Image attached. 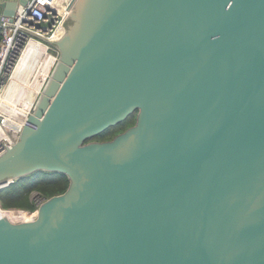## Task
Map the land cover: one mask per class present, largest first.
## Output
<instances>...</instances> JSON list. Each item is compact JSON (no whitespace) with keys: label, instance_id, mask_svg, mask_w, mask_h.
<instances>
[{"label":"water","instance_id":"1","mask_svg":"<svg viewBox=\"0 0 264 264\" xmlns=\"http://www.w3.org/2000/svg\"><path fill=\"white\" fill-rule=\"evenodd\" d=\"M74 4L0 151V188L70 183L0 215V264H264V0Z\"/></svg>","mask_w":264,"mask_h":264},{"label":"built area","instance_id":"2","mask_svg":"<svg viewBox=\"0 0 264 264\" xmlns=\"http://www.w3.org/2000/svg\"><path fill=\"white\" fill-rule=\"evenodd\" d=\"M76 0H29L26 5H19L13 16L0 18V125L4 134L0 137V151L5 145L14 144L17 132V120L10 112L13 107L20 108L21 102L27 101L25 89L19 93L12 91L7 95L11 85L16 88H29L38 75V68L44 57L49 54V44L53 36L60 35L57 29L63 28V22L72 10ZM43 47H45L43 49ZM37 65L34 71L33 65ZM25 112L26 107L22 108ZM7 183L3 187L9 185ZM46 197L38 195L32 198L35 206ZM34 210H21L34 213Z\"/></svg>","mask_w":264,"mask_h":264},{"label":"trees","instance_id":"3","mask_svg":"<svg viewBox=\"0 0 264 264\" xmlns=\"http://www.w3.org/2000/svg\"><path fill=\"white\" fill-rule=\"evenodd\" d=\"M135 113L124 121L96 135L92 140H109L114 138L118 133L125 131L136 123ZM69 183L70 179L64 173L39 170L13 180L9 185L0 188V205L3 208L34 210L36 206L31 199V193L34 190L49 198L55 194L64 192L68 188Z\"/></svg>","mask_w":264,"mask_h":264},{"label":"bare ground","instance_id":"4","mask_svg":"<svg viewBox=\"0 0 264 264\" xmlns=\"http://www.w3.org/2000/svg\"><path fill=\"white\" fill-rule=\"evenodd\" d=\"M44 48L45 47H43L42 51L45 50ZM47 57H48V55H47ZM36 67H37L36 64L33 65L31 67V70L34 71L36 69ZM46 67H47V62L44 60L43 63L38 68V75H37L34 83L32 85H30L29 88L26 89V88L21 87V88L18 89L14 85H11L10 88L8 89L7 95H10L12 93V91H16L17 90V92L19 93L18 98H21V96H22V94L20 92L21 89H25L26 93L28 95V97L26 98L27 101L21 102L20 108L13 107V111L14 112H11L9 110V112L15 118L18 117V118H21V120H23L22 119V112L20 111V109L27 107V104H28V102H29V100L31 98V94L35 90L38 80L44 75ZM3 130H4V128L2 127V125H0V137L4 134ZM6 213H11L13 216H20L22 213H26V212L21 211V210H6V209L2 208V206L0 205V215L1 214H6Z\"/></svg>","mask_w":264,"mask_h":264},{"label":"rangeland","instance_id":"5","mask_svg":"<svg viewBox=\"0 0 264 264\" xmlns=\"http://www.w3.org/2000/svg\"><path fill=\"white\" fill-rule=\"evenodd\" d=\"M75 5V4H74ZM96 140V139H95ZM42 195L39 191L37 190H34L32 193H31V199L34 198L35 196H38V195ZM3 208V207H2ZM6 210H24V209H16V208H4ZM27 211V210H25Z\"/></svg>","mask_w":264,"mask_h":264},{"label":"flooded vegetation","instance_id":"6","mask_svg":"<svg viewBox=\"0 0 264 264\" xmlns=\"http://www.w3.org/2000/svg\"><path fill=\"white\" fill-rule=\"evenodd\" d=\"M137 114H138V112L135 113V115H136V119H137Z\"/></svg>","mask_w":264,"mask_h":264}]
</instances>
